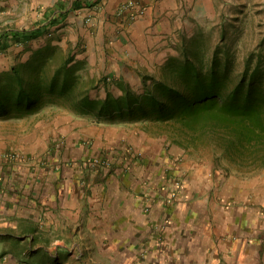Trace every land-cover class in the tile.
I'll return each mask as SVG.
<instances>
[{
    "label": "rangeland",
    "instance_id": "1",
    "mask_svg": "<svg viewBox=\"0 0 264 264\" xmlns=\"http://www.w3.org/2000/svg\"><path fill=\"white\" fill-rule=\"evenodd\" d=\"M220 4L222 7L219 8V16L194 25L192 32L181 36V43H178V47L173 49L169 57L180 55L184 39L195 38L199 35L205 38L204 50L208 58L211 57L217 45H220L221 50H224V46L229 47L234 53L233 63L236 70H242L243 60L250 53H264V0H220ZM222 35L224 38L220 39ZM16 43L12 41L6 49L0 51V69L9 67L14 70L15 68L16 70L21 69L26 76L25 79H28L29 63L26 61H29V56L25 53L29 52V43L22 46ZM161 66L153 75L160 74ZM7 75L11 74L5 71L0 73V81H3ZM16 77L21 78L19 75ZM147 83H151V80ZM29 84L30 82L22 83L27 89H29ZM141 86L142 88L138 91L144 88L143 85ZM105 91L103 89L93 90L91 95L103 99L106 96ZM112 93L118 96L120 89L114 87ZM52 99L54 98H49L50 104L42 99L32 114H28L29 112L20 114L13 111L8 115H0L2 136L15 132L21 135L22 131L26 130L32 133V129L35 128L39 130L36 120L35 122L29 120V116L34 115L44 119V122L39 123L44 124L41 130L53 129L50 137L45 138V145L48 147H40L28 157L19 150L8 149L9 147H4L2 150L5 151L0 154V166L29 161L30 169L29 205L28 202L25 204V201H9L16 195L12 192V194L6 193L3 196L6 199L2 200L4 204L2 207L10 203L11 206L16 205L17 208L28 209L29 213L34 211L35 215L31 219L33 224L30 228L0 224V264H231L226 258L233 257L231 251L224 252V249L222 251L217 249L214 255L211 254L210 257L206 255L208 243L202 234L201 224L206 220L203 212L213 205L225 210L240 208L243 214H247L252 208L257 211L258 218L252 220L249 228L264 233V229L260 230L257 226L259 224L264 226V193L260 192L258 196L256 195L258 202L250 197L246 200L242 199L239 203H233L230 198L223 197L226 192H230L232 189L230 186H233V183L249 190L253 186L248 185L260 179L261 185L257 184L255 187H264V168L241 172L225 161H216L213 151L206 145L179 147L173 143V137L168 129L159 130L156 125L152 124L148 126L138 122L113 124L100 121L90 115H80L82 121L80 123L66 121L67 116H63L65 111L67 112V106L52 105ZM60 116L63 117L60 120L64 119L66 122L59 124L45 121L57 120ZM70 124L71 126L75 124L76 129H83L80 145L83 148V154L86 149H90L88 159L85 157L79 159L78 152L74 151L75 153L71 154L66 150L67 145H70L67 139L69 133H65L62 137L54 135V128L59 129L61 125ZM31 125H33L32 128ZM86 134L89 137L85 136ZM1 139V145H9L5 141L9 138ZM42 140L43 138L39 140L33 138L31 142L41 146ZM147 165H149L147 174H151V166L159 168L158 175L163 174L162 180H165V184H157L155 188H151L141 180L131 181L130 176ZM1 170L0 172H3ZM68 176H74L76 183L85 187L86 197L90 196L87 192L88 183H91L92 187L98 185V187L105 188L107 192L111 186L119 185L127 196L133 198L135 204L145 211L147 219L149 218L147 225L142 229L144 233L116 236L114 230L118 229L120 221L109 229L111 233L108 234H105L102 229H96L94 233L79 234L77 231L73 232L72 227L67 229L66 233H59L61 229L56 231L53 228L50 229L51 232H46V227L43 225L50 221L54 222V218H61L57 210V205H61L58 183L65 181ZM188 180L191 181V191L188 195V201H190L186 203L181 200L182 186H185ZM33 181L41 182L43 185L53 183L56 186L53 192L55 196L50 197L52 195H45L46 193L38 194V186L41 187V185L36 187ZM207 187L213 191L210 193L211 202L203 199V195L208 191ZM223 189L225 193L221 196L214 195L216 190L222 192ZM17 198L20 199L21 195ZM53 198L57 202H54ZM154 205L160 207L155 216L150 212ZM217 208L215 206L213 209ZM100 215L101 213L97 215L99 216L98 223L104 226L107 221L106 217ZM210 223L211 228L216 225L212 221ZM246 225L249 226L248 223ZM113 235L122 239L114 238L112 241L111 236ZM205 235L207 237L209 235L217 247L225 245L226 249L231 248L229 246L234 242L248 244L251 240L248 237H239L235 241L231 236L220 235L218 237L212 233ZM251 243L264 247V238L258 237ZM238 264H243V262L239 260Z\"/></svg>",
    "mask_w": 264,
    "mask_h": 264
},
{
    "label": "crops",
    "instance_id": "2",
    "mask_svg": "<svg viewBox=\"0 0 264 264\" xmlns=\"http://www.w3.org/2000/svg\"><path fill=\"white\" fill-rule=\"evenodd\" d=\"M219 1L0 0V40L3 36L7 37L15 32L33 34L29 40L15 41L19 46L29 43V52L27 51L25 55L29 56V61L26 62L29 63V88L31 89L38 86L48 87L54 80L55 74L59 73V82L73 83L72 89L75 92L85 91L91 97V92L97 89H103L110 93L114 87L119 89L129 87L138 90L142 88V79L152 75L160 68L165 59L172 55L173 49L178 47L179 42L181 43L182 35L192 32L194 25L219 16V8L222 7L221 4L219 5ZM123 6L126 7L123 8ZM6 48L0 49V51ZM13 70L11 67L0 69V73L5 71L12 75ZM21 71L23 72V70ZM64 77H68L67 81ZM44 94L45 92L42 93V95ZM42 99L50 104L49 98L44 96ZM68 100L54 98L51 100L53 101L51 104L67 106L70 104ZM65 116H67L66 121L82 122L80 115L75 114L69 108H67V112L65 111L63 117ZM29 117V120H34V122L36 120L39 130L35 128L32 129V133L26 130L22 131L21 135L17 132L7 136L3 135L5 139L9 138V140H5L9 144L8 146L1 145V138L4 137L0 133V154L5 151L2 150L4 147H9L8 149L19 150L28 157L40 147H48L45 145V138L50 137L53 129L50 128V131L41 130L44 124L40 125L39 123L44 122V119L38 115ZM63 117L60 116L58 121L56 119L45 121L60 124L66 122L64 119L60 120ZM30 127L32 128L33 125ZM30 127L29 129H31ZM74 127L75 124L72 126L71 124L61 125L59 129L54 128V135L62 137L65 133H69L67 139L70 141V145H67L66 150L71 154L74 151L78 152L79 159L87 158L90 155V149H86L83 154V148L80 145L83 129ZM85 136L89 137L87 134ZM33 138H37V140L43 138V144L41 146L33 144L31 142ZM148 167L149 165L142 167L132 174L131 181L139 182L141 180L151 188H155L157 184H165V180H162L163 174L158 175L159 168L151 166V174H147ZM0 169L3 171L0 172V224H9L13 227L21 225L22 228H30L33 224L31 219L35 217L34 211L29 213L28 209L17 208L16 205L11 206L10 203L2 207L4 205L2 200L6 199L3 196L6 193L12 194V192H15L16 195L9 201L18 202L20 200L21 202L25 201V204L28 202L29 205V161L0 166ZM63 176L65 177V174ZM68 177L62 183H58V190L61 192L59 198L61 205H57V210H59L61 218H54V222L42 224L43 227H46V232H51L50 229L53 228L56 231L61 229L59 233H66V230L72 227L73 232L77 231L79 234L94 233L96 229H102L105 234H108L111 233L109 229L114 227L117 221H120L118 229L114 230L116 236L144 233L142 229L147 225L149 218L147 219L145 211L136 205L133 198H129L119 185L111 186L107 192L105 188L98 187V185L92 187V184L88 183L87 192L90 196L86 197L85 187L76 183L74 176ZM146 178L149 180H145ZM259 181L260 179H256L250 183L248 186L253 187L249 190L233 183V186H230L232 187L230 192L225 193L224 187L222 192L216 190L214 195L221 196L225 193L223 197L230 198L233 203H239L242 199L246 200L250 197L257 201L256 195L258 196L260 192L264 193L263 186L255 187L260 184ZM33 182L36 187L41 185V187L38 186V194L46 193L45 195L51 194L50 197L55 196L53 192H55L56 186L53 183L43 185L41 182ZM190 184L191 181L188 180V183L182 186L181 200L186 203L190 201H188L191 191ZM211 192L213 193L212 189L208 188L203 199L211 202ZM18 195H21L20 199L17 198ZM53 200L56 201L54 198ZM193 203H191L192 206H194ZM215 206L218 208L213 209ZM88 207L90 208L88 209ZM159 208L158 205H154L150 209L152 215L155 216ZM93 210L94 212H92ZM99 213L108 221L104 226L100 222L98 223L99 216L97 215ZM203 213L206 220L201 226L202 234L208 243L207 257H210L211 254L214 255L217 249L219 251L224 249V252L228 250L232 253V258L226 257L231 264H238L239 260L243 264H264V247L251 243L258 237L264 238V233L249 228L252 220L258 218L257 211L251 208L247 214H243L240 208L234 207L225 210L213 205ZM210 221L216 224L213 228H211ZM257 226L260 230L264 229L263 225ZM253 228L257 229V227ZM206 232L218 237L220 235L231 236L235 241L239 237H248L251 240L248 244L242 242L227 244L231 248L226 249L225 245L217 247L211 237L205 235ZM114 238L118 240L120 237L111 236L112 241Z\"/></svg>",
    "mask_w": 264,
    "mask_h": 264
},
{
    "label": "trees",
    "instance_id": "3",
    "mask_svg": "<svg viewBox=\"0 0 264 264\" xmlns=\"http://www.w3.org/2000/svg\"><path fill=\"white\" fill-rule=\"evenodd\" d=\"M32 37L3 36L0 49ZM204 43L203 35L184 39L180 55L167 58L158 76L144 77L142 91L121 87L119 96L107 92L104 99L75 92L73 83L58 81L59 73L48 87L27 89L22 83L29 78L15 69L0 81V115L32 114L44 96L65 98L75 114L113 124L156 125L168 129L179 147L206 145L216 161L241 172L264 168V53H250L236 70L229 47L217 45L208 58Z\"/></svg>",
    "mask_w": 264,
    "mask_h": 264
},
{
    "label": "built area",
    "instance_id": "4",
    "mask_svg": "<svg viewBox=\"0 0 264 264\" xmlns=\"http://www.w3.org/2000/svg\"><path fill=\"white\" fill-rule=\"evenodd\" d=\"M126 7V6H123V8Z\"/></svg>",
    "mask_w": 264,
    "mask_h": 264
}]
</instances>
